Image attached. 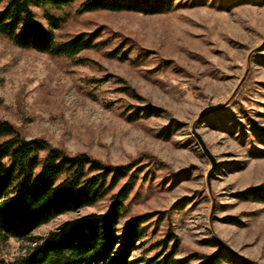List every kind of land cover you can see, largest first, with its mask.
Returning <instances> with one entry per match:
<instances>
[{
    "label": "rangeland",
    "instance_id": "rangeland-1",
    "mask_svg": "<svg viewBox=\"0 0 264 264\" xmlns=\"http://www.w3.org/2000/svg\"><path fill=\"white\" fill-rule=\"evenodd\" d=\"M176 4L159 15L62 11L58 42L100 31L98 48L72 58L20 49L0 35V120L25 139L132 166L137 180L118 250L132 220L147 221L128 264L162 254L168 232L176 238L168 249L188 264L216 254L221 264H264V206L241 198L264 184V0ZM108 205L109 197L60 215L33 236ZM24 247L9 239L3 257Z\"/></svg>",
    "mask_w": 264,
    "mask_h": 264
},
{
    "label": "trees",
    "instance_id": "trees-1",
    "mask_svg": "<svg viewBox=\"0 0 264 264\" xmlns=\"http://www.w3.org/2000/svg\"><path fill=\"white\" fill-rule=\"evenodd\" d=\"M73 6L77 14L159 15L177 4L176 0H0V35L20 49L54 57L72 58L98 48L100 31L56 40L55 31L65 22L60 13ZM35 9L42 12L45 25ZM119 55L121 61L128 59L127 51L110 54ZM131 169L130 164L106 165L86 153L71 155L42 139H25L11 123L0 120V264H128L137 228L147 221V216L133 219L118 250L119 220L128 211L137 180ZM107 197L105 212L70 219L43 237L33 236L58 216L93 207ZM241 198L264 206V184L248 189ZM9 239L25 247L7 260L2 247ZM175 241L168 232L160 242L162 254L146 264H188L187 259H175V247L168 249ZM222 262L216 254L202 264Z\"/></svg>",
    "mask_w": 264,
    "mask_h": 264
},
{
    "label": "water",
    "instance_id": "water-1",
    "mask_svg": "<svg viewBox=\"0 0 264 264\" xmlns=\"http://www.w3.org/2000/svg\"><path fill=\"white\" fill-rule=\"evenodd\" d=\"M197 140H198L199 144L201 145V147H202L203 151L205 152V154L213 161V158L211 157V155H210L209 151L207 150L204 142L200 139L199 136H197Z\"/></svg>",
    "mask_w": 264,
    "mask_h": 264
}]
</instances>
